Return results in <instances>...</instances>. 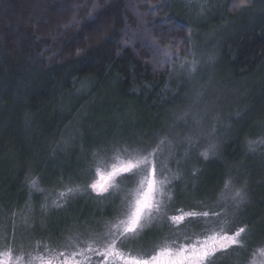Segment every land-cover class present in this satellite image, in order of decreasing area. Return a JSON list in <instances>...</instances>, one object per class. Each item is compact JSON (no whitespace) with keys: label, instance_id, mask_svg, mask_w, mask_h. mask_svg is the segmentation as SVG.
I'll return each mask as SVG.
<instances>
[{"label":"trees","instance_id":"1","mask_svg":"<svg viewBox=\"0 0 264 264\" xmlns=\"http://www.w3.org/2000/svg\"><path fill=\"white\" fill-rule=\"evenodd\" d=\"M62 2L0 0V198L8 205V216L29 202L25 181L32 170L43 169L53 180L59 179L57 173H80L86 167L93 130L96 138L104 139V122L107 125L109 119L154 120L165 116L174 104L168 88L173 69L139 43L122 44L125 21L131 29H138L142 19L149 27L157 24L159 31L171 29L179 38L187 30L177 22L195 27L177 15L171 0L167 3L172 7L158 10L155 16L146 14L147 5L159 9L164 0H94L100 10L109 9L111 19L104 30L89 27L86 13L77 16L78 26L65 29L62 25L72 12H58ZM236 2L223 0L217 25L243 21L221 47L222 63L231 77L241 80L264 73V11L249 18L252 9L264 6V0H249L243 11L231 7ZM162 21L167 23H158ZM263 109L264 102L255 115ZM244 140L242 133L228 141L221 158L207 161V167H216L223 177L229 165L252 157L246 153ZM86 182L85 177L82 188ZM260 184L255 208L248 209L256 211L246 220L257 236L264 235V182ZM86 192L91 210L104 201ZM32 196L37 194L33 191Z\"/></svg>","mask_w":264,"mask_h":264},{"label":"snow or ice","instance_id":"2","mask_svg":"<svg viewBox=\"0 0 264 264\" xmlns=\"http://www.w3.org/2000/svg\"><path fill=\"white\" fill-rule=\"evenodd\" d=\"M181 2L190 11L195 10L196 18H203L212 7L208 0ZM248 4L249 0H238L231 7L243 11ZM165 7L172 5L167 0L159 9L149 4L146 14L155 16ZM56 10L72 12L62 25L65 29L78 26L77 16L82 13L87 14L88 26L97 31H103L111 19L107 15L109 9L100 10L94 0H63ZM177 23L187 30L183 38L173 36L171 29L159 31L157 24L149 27L142 19L138 29H131L125 21L121 43H139L154 59L159 57L161 64L172 68L173 75L190 79L200 66L195 34L190 25ZM206 117L207 114L187 112L180 115L178 119L184 121L185 128L182 134H173V129L147 139L130 140L123 135L94 139L85 157L86 167L76 174L57 173L58 180L43 169L32 170L25 181L29 200L33 191L47 192L44 185H51L57 197L40 205L41 216L50 208L65 210L83 191L110 201L108 210L100 214L105 218L91 221V226L70 230L61 239L49 236L45 241L25 235L32 228L30 205L19 213L12 210L10 216H5L0 208V264H225L232 256L237 257L239 264H264V235L257 236L249 222L239 219L241 206L249 198L247 182L225 173L213 200L178 202L184 199L179 185L183 183L182 175L187 173L181 172L182 160L177 156L186 161L193 150L201 147L205 135L215 139V127L205 128ZM188 120L192 121L190 126ZM248 145L250 151H256L253 146L264 145V138L248 140ZM215 150L216 145L210 140L198 156L208 161ZM170 163L176 165L175 172ZM85 177L87 182L82 188ZM148 237L153 238L152 244L145 248L142 242Z\"/></svg>","mask_w":264,"mask_h":264},{"label":"rangeland","instance_id":"3","mask_svg":"<svg viewBox=\"0 0 264 264\" xmlns=\"http://www.w3.org/2000/svg\"><path fill=\"white\" fill-rule=\"evenodd\" d=\"M171 2L181 19L195 25L192 29L195 34L197 58L200 59L197 73L190 79L183 75L179 77L171 75L168 88L171 92L170 98H174L175 101L165 116L154 120L141 119L135 116L124 117L119 120L109 119L107 125L104 122L105 138L123 135L125 139H143L142 137L147 134L156 135L159 132L173 129V134H182L185 128L184 121L178 119L180 115L185 112L199 116L207 114L205 128L215 127V139L205 135L201 147L198 150H193L186 161L177 156L178 159L182 160L181 172L187 173L182 175L183 183L179 185L180 193L184 199L178 200V202L187 204L193 201L213 200L217 188L221 185L220 171L214 166L207 167V161L198 156V151H203L211 140L216 145V150L215 155H210L209 160L219 159L226 143L243 133L244 144L248 149L246 153L252 154V157L248 155V159L244 158L242 163L229 165L226 173H231L240 182H247L248 202L241 206L239 213V219L246 221L248 214L256 211L248 212V209L255 208L256 193L260 190V183L264 182V145H254L256 151H251V153L248 145V140H254L255 136L258 137L255 140L264 138V109L261 114L255 115L254 113L261 109L264 102V73L261 72L255 77H247L241 80L235 79L231 77L222 63L221 47L223 41L230 33L243 25L242 20H238L236 23L227 22L217 25V19L221 17L223 0H208L212 7L203 18H196L195 10L190 11L181 0H171ZM257 7L251 10L250 19L264 11V6ZM176 71L178 72L179 69ZM211 117L216 119H209ZM187 123L190 126L192 121L188 120ZM91 139H98L95 130H93ZM69 149L66 151L69 152ZM71 151L75 150L71 148ZM80 153H82L81 150L78 151V154ZM169 167L174 172L177 170L175 164L170 163ZM194 169H199V171L194 172ZM72 173L74 174V172ZM45 188L48 189L45 193L34 191L37 196H32L34 198L27 203L32 208L33 220L32 228L25 232L26 236H35L37 239L43 238L45 241L49 236L61 239L68 236L70 230L74 231L85 225L91 226V221L105 218L100 214L107 212L110 201H101L91 210L92 206L88 203L86 191L75 196L65 210L50 208L45 216H41L40 205L46 200L50 202L57 198L52 187L46 186ZM6 204L0 198V208H3L5 216H8V205ZM17 224L19 225V219H17ZM152 240V237H148L142 242L145 248L151 247ZM225 264H239V260L236 256H232Z\"/></svg>","mask_w":264,"mask_h":264}]
</instances>
